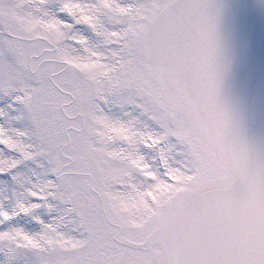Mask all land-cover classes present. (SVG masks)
<instances>
[{
  "label": "snow or ice",
  "instance_id": "1",
  "mask_svg": "<svg viewBox=\"0 0 264 264\" xmlns=\"http://www.w3.org/2000/svg\"><path fill=\"white\" fill-rule=\"evenodd\" d=\"M0 264H264V0H0Z\"/></svg>",
  "mask_w": 264,
  "mask_h": 264
}]
</instances>
